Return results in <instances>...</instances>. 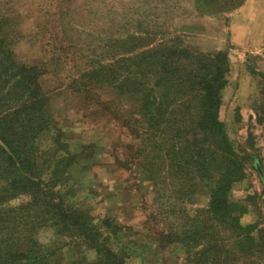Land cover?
Instances as JSON below:
<instances>
[{"label":"rangeland","instance_id":"1","mask_svg":"<svg viewBox=\"0 0 264 264\" xmlns=\"http://www.w3.org/2000/svg\"><path fill=\"white\" fill-rule=\"evenodd\" d=\"M219 1L208 0L211 14L203 16L196 0H0L9 31L0 43L4 38L16 58L32 67L47 93L50 118L32 140L34 187L61 202L65 214L83 211L103 236L120 228L109 242L101 237L100 244L112 251L102 255L81 242L76 230L60 231L46 221L35 234L40 251L51 254L46 264H113L115 258L110 261L106 254L122 264H201V249H206L207 264H264V249L247 254L237 236L216 234L224 226L213 222L208 209L212 188L229 165L222 153L202 177L187 166L172 165L148 116L135 121L139 115L132 113L143 104L142 96L137 100L113 80L127 73L126 64L116 61L136 42L178 38L206 54L234 48L245 37L229 30L230 21L240 18L235 12L242 0ZM242 10L247 21L250 8ZM260 42L263 47L249 53L239 50L242 74L251 78L240 80L238 91H223L220 118L233 159L244 168L230 190L231 199L246 210L239 221L264 230V40L256 45ZM153 83L144 82L150 90ZM160 92L157 88L156 95ZM158 100L151 98V110L163 106ZM29 199L21 194L10 205Z\"/></svg>","mask_w":264,"mask_h":264},{"label":"trees","instance_id":"2","mask_svg":"<svg viewBox=\"0 0 264 264\" xmlns=\"http://www.w3.org/2000/svg\"><path fill=\"white\" fill-rule=\"evenodd\" d=\"M5 16L0 10V38L9 34ZM2 41L0 264H46L51 254H43L35 239L38 227L46 221H50V226L60 228V231L76 230L82 235L81 242L102 255L107 251L112 252L100 241L109 242L120 228L114 226L109 235L103 236L104 233L90 222L83 211L74 210L65 214L61 202H54L47 192L34 187V178L30 176L29 169L36 166L32 140L40 129L43 130L46 119L50 118L45 109L47 93L39 84V75L33 72L31 66L16 58L9 46L5 45L4 38ZM122 54V59L117 60L116 64H126L127 73L113 80L115 85L127 87L128 95L137 100L141 96L144 99L138 110H133V116L139 115L135 121L139 123L148 116L150 126L156 129L161 140L164 157L175 167L193 169L195 174L199 173V177L210 170L209 164L222 153L229 165L212 188L208 209L213 222L224 226L216 234L222 238V235L231 233L237 236L242 251L247 254L254 251L261 253L264 249V230L258 225L243 226L239 219L246 210L230 197L232 184L243 175L244 168L233 159L236 154L231 148L225 123L220 118L223 91L230 70L227 54L224 51L202 53L182 45L178 38L146 44L136 42ZM121 67L117 66L116 70L120 71ZM151 79L154 82L152 90L148 84H144ZM157 88L162 90L158 96ZM6 97L10 101L4 104ZM154 97H158V103L162 100L163 106L157 105L151 110V98ZM21 194L30 196L27 203L10 205V201ZM50 213L52 216L44 220L45 214ZM205 250L201 249L199 253L204 257L201 264H207V260H210ZM106 256L110 261L115 258L113 264H122L114 254Z\"/></svg>","mask_w":264,"mask_h":264},{"label":"crops","instance_id":"3","mask_svg":"<svg viewBox=\"0 0 264 264\" xmlns=\"http://www.w3.org/2000/svg\"><path fill=\"white\" fill-rule=\"evenodd\" d=\"M209 1H212V3L213 1H217V5L218 3H220L219 0ZM195 7L203 16H208L209 14H211L210 9L212 8V6H209L208 0H196ZM244 7L250 8V14L247 21L245 20V17L243 15L242 9ZM237 8L238 10H236L235 15L239 16L240 18L238 17L239 19L235 23L230 21L229 30H231L232 33L236 31V34L244 33L245 37L244 39L236 40V46L234 48L232 47L231 49L224 51L227 54L230 65V70L226 77L227 84L224 90H226L227 92L229 91V89H231L232 93L235 90L238 91L237 88L240 84V80H242L243 78H251V76L242 74V67L244 63L238 60L237 55L239 53V50L244 49V52L249 53L250 48H256L261 45V42L259 43V45H256V41L264 40V0H242V3L238 5ZM253 91L255 95L256 90ZM225 94L226 93H224V95Z\"/></svg>","mask_w":264,"mask_h":264}]
</instances>
